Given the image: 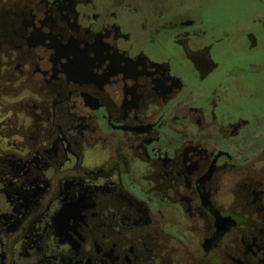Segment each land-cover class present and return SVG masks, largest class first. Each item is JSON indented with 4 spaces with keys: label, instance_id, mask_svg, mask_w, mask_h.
Listing matches in <instances>:
<instances>
[{
    "label": "flooded vegetation",
    "instance_id": "af4514ba",
    "mask_svg": "<svg viewBox=\"0 0 264 264\" xmlns=\"http://www.w3.org/2000/svg\"><path fill=\"white\" fill-rule=\"evenodd\" d=\"M207 1L0 0V264H264V14Z\"/></svg>",
    "mask_w": 264,
    "mask_h": 264
},
{
    "label": "rangeland",
    "instance_id": "374dc122",
    "mask_svg": "<svg viewBox=\"0 0 264 264\" xmlns=\"http://www.w3.org/2000/svg\"><path fill=\"white\" fill-rule=\"evenodd\" d=\"M207 3L208 9L199 14H204L212 21L245 20L255 11L264 14V0H210Z\"/></svg>",
    "mask_w": 264,
    "mask_h": 264
}]
</instances>
